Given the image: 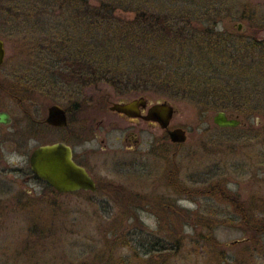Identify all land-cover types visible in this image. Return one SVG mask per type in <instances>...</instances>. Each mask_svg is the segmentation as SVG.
<instances>
[{"label":"rangeland","instance_id":"obj_1","mask_svg":"<svg viewBox=\"0 0 264 264\" xmlns=\"http://www.w3.org/2000/svg\"><path fill=\"white\" fill-rule=\"evenodd\" d=\"M208 1L204 6L209 4ZM17 3L14 0H0V38L4 39L6 49L0 76L4 72L6 81V74L13 69L19 75L35 72L34 51L37 50L31 49L34 43L40 49L39 52H44L48 50L47 45L54 41L53 36L57 39L71 32L70 26L67 28L63 25L65 20L58 13L57 5L43 8L37 3L30 7ZM211 5L219 20L216 29L240 33L247 43L254 33L258 39H264V19L261 21L263 27L259 29L245 16L240 18L241 11L251 15L252 19L263 17L264 0H211ZM11 8L14 14L9 15L8 10ZM118 15L123 17L127 12H118ZM249 57L253 58L252 53H249ZM242 69L249 71L252 68L245 65ZM15 92L11 90L12 95ZM109 92L112 101L120 97L113 92L112 86L100 82L96 87L88 85L80 91V98H94L99 93ZM146 93L143 94L150 101L161 98L154 92ZM134 94L130 92L123 96L130 98ZM178 95L181 96L167 100L175 106L168 125L171 129L174 126L183 128L187 135L183 142H171L161 129L138 120V127H134H143L144 130L138 132L142 142L133 151L125 149L124 142L112 141L110 150L101 155V159L103 156L106 158L100 161L98 170L111 176L116 183L107 190L111 197L103 189L94 193L73 192L55 203L44 201L40 196L44 187L22 171H26L29 165V149L37 142L42 143L41 139L45 140L46 137L28 139L27 155L11 151L8 141L0 139V206L7 208V213L0 214V264H90L92 253L104 249L114 240L116 247L111 256L114 261L119 258L118 255L131 258L135 250L140 256L130 260H135L136 264H149L152 260L158 264H264V235L253 236L241 224L242 220L234 214L232 207L202 193L210 180L222 178V183L244 201H255L259 197L264 202V135H240L243 130L248 131L252 129L251 126L258 125V114L253 108H249L247 113V110L242 109L238 117L246 123L241 126L243 128L240 125L219 127L211 120L216 110H202L194 102L195 99L191 100L182 93ZM251 100L250 106L263 101L259 93ZM38 101V109L43 111L50 100L46 96L40 97ZM2 102L6 104L11 117L15 118L18 109L12 97L5 95ZM82 106L81 103L80 109H83ZM12 127L13 124L0 127V133L3 135L5 131H11ZM173 180L180 184V188L196 190L188 195L182 192L175 194L170 188ZM17 193H20L18 200L15 196ZM143 194L149 199L141 205L140 196ZM161 201L170 203L164 205ZM173 206H179L181 213L178 216ZM34 211L39 219L46 217V214L56 218L52 226L50 220L53 217L46 221L49 227L41 233L48 238L46 245L38 250L31 247L35 238L28 234L30 222L27 221L31 220V212ZM251 213L249 211L252 217H262L257 210L254 212L253 209ZM168 215L176 217L170 220ZM185 216L201 219L202 225H194L191 220L184 222L181 217ZM205 223L209 226L206 227ZM179 228L184 233V243L179 245L173 241L174 245L177 244L175 253L155 252L152 256L143 253L141 241L159 243L160 236L179 231ZM59 231L62 233H57ZM201 232L214 235L218 242L215 252L209 251L203 238H197ZM102 240L108 241L104 244ZM26 241L31 246L23 250L20 247ZM120 241L121 245L117 244ZM122 241L126 244H122ZM119 245L124 247L119 248ZM106 254H102L104 257L99 260H105Z\"/></svg>","mask_w":264,"mask_h":264},{"label":"trees","instance_id":"obj_2","mask_svg":"<svg viewBox=\"0 0 264 264\" xmlns=\"http://www.w3.org/2000/svg\"><path fill=\"white\" fill-rule=\"evenodd\" d=\"M14 1L18 2V5L23 4L29 7L35 3L42 5L43 8L58 6V13L63 15L65 20L63 25L67 28L70 26L71 32L69 35L64 34L63 37L56 36L58 40L53 36L54 41L50 43L51 46L47 45L48 50L45 51H50L49 47H52L53 52L80 51L81 90L87 85L95 86L101 82L108 86L111 85L117 92H126L130 89L143 90L154 92L166 100L181 96L178 94L182 93L191 100L195 99L194 102L202 110H221L237 114L241 113L242 109L247 110L245 111L247 113L249 108H253L260 122L256 127L251 126L252 129L248 131L243 130L240 135L246 134L254 137H256L255 134L264 135V39H258L254 33L251 35V41L247 43L240 33L234 31L229 33L223 28L222 30L216 29L215 25L219 20L216 10L211 5V0L206 6L204 4L207 0H95L94 3L90 0ZM117 11L127 12V15L120 17ZM241 13L240 18L245 16L252 25L262 29L263 22L261 21L264 15L255 17L253 20L251 15ZM8 14H14L13 8L8 10ZM35 44L31 46V49L37 50L34 52L38 61L42 59L40 55L45 51L39 52L40 49ZM249 53H252L253 58L249 57ZM245 65L252 69L244 71L242 68ZM257 93L263 101L256 105H248ZM222 180V178L216 181L210 180L202 193L215 198L216 202L221 201L232 207L234 214L242 220L241 224L253 236L264 235L263 200L256 197L255 201H244L228 189ZM170 188L175 194L182 192L185 195L196 190L190 187L180 188L176 180L170 182ZM18 194L20 195V193L15 195L16 200H18ZM40 196L46 202L55 203L51 200L48 189H44ZM140 201L141 205L147 202L144 199ZM161 203L169 205L170 202L161 201ZM6 209L0 206V214L7 213ZM172 209L177 216L181 213L179 206H173ZM253 209L254 212L257 210L262 217L250 216L249 211L251 213ZM35 211L31 212V220L27 221L30 222L28 234L31 235L30 237L34 236L35 241L31 243L32 246L28 241L22 242L20 248L23 250L30 246L38 250L46 245L48 237L41 232L49 227L46 221L50 216L46 214V217L39 219ZM52 217H50L52 218L50 226L56 219L55 216ZM174 217L176 216L168 215L170 220ZM181 218L184 222L191 220L194 225L202 222L201 219H190L186 216ZM134 219H136L135 214ZM202 219L205 222L203 217ZM205 224L206 227L209 226ZM178 230L160 236L159 243L141 241L140 248L144 254H150V256L155 252L172 251L175 253L176 245L184 243V233L180 232V228ZM211 232L206 234L201 232L197 238H203L206 242L205 246H209V251L215 252L214 248L218 242ZM102 241L105 244L108 240ZM114 241H111L110 245L108 244L104 249L92 253L90 264H136L135 260L132 262L130 260L140 256L135 250L131 258H122L118 255L117 260L111 259L116 247ZM173 241L177 244L174 245ZM117 244L121 245V241ZM122 244H124L123 241ZM120 245L119 248L124 247ZM105 253H107L106 259L100 261L99 259L104 257L102 254ZM149 264L158 263L152 260Z\"/></svg>","mask_w":264,"mask_h":264},{"label":"flooded vegetation","instance_id":"obj_3","mask_svg":"<svg viewBox=\"0 0 264 264\" xmlns=\"http://www.w3.org/2000/svg\"><path fill=\"white\" fill-rule=\"evenodd\" d=\"M49 50L50 51H45L41 55L39 54L42 59H38V61L35 59V72L33 74L19 75L16 70L13 69L9 71V74H6L8 76L7 81L5 76H3L4 72L1 74L0 112H7L8 116L5 123L0 122V127L5 125L9 126L10 124H13V127L11 131H5L3 135L0 133V139L2 141H8L11 151L21 155H27L26 153L29 146L27 143L28 139L46 137L45 140L41 139L43 140L42 143L37 142V145L29 149L28 157L32 149L38 147L40 144L45 145L48 143L62 142L70 147L72 161L84 168L92 181L95 182V188L93 191L82 189L76 191L72 190L71 192H57L52 184L44 182L40 176L35 174L31 170L29 164L26 171L22 172L30 175L33 181L40 182L44 189H48L52 197L51 200L59 202L62 197L68 196L69 193L80 191L94 193L102 191L103 189L106 195L111 197L110 191L107 190L111 186H115L116 183L111 176L105 173L103 174V172L98 170L100 161L106 158V156H103L101 159V155L110 150V143L112 141L124 142L125 149L133 151V149L142 142V138L139 137L138 132H143L144 130L143 127L138 129L134 127H138V120L145 123V125L158 127L161 129L162 134L166 136L167 130L171 128H169V125L167 127L159 126L155 119L146 120L143 118L142 115H145L147 109L156 101H150L147 96L148 93L143 90L133 91L130 89V91L126 90V92H117L112 87L113 92L120 96L115 101H112L111 97H109L111 94L110 92L99 93L94 96V98H90L89 96L88 99L83 98V100H81L80 91H83L88 85L81 90L80 51L71 53L62 51L53 52L52 47H49ZM4 62L5 60L3 57L2 63ZM1 66L2 64H0V67ZM96 86L97 85L91 87ZM12 89L16 91L13 95L11 94ZM26 90L28 91L27 94H25ZM130 92L135 94L130 98L123 96ZM5 95L12 97L17 106L18 110L17 113H15V118L11 117V113L7 111L5 107L6 104L2 102ZM46 96L50 101L46 103L45 108L41 111L38 109V100L40 97L46 98ZM36 98H38V100H36ZM139 98L142 99L143 103L141 105L138 104L136 115H127L121 110H115L110 107L113 104H126L132 99L138 100ZM80 102L83 104L81 107L83 109H80ZM51 105H58L64 110V120L66 124L54 125L46 121L49 112L48 106ZM173 108H175V106ZM231 114L237 115L238 113ZM239 122H241L238 124L240 126L246 125L240 118ZM135 128L137 131H135ZM75 147L79 149L76 150ZM19 169L21 170V168ZM224 183L226 182L224 181ZM140 198L144 200L149 199V197L144 194L141 195Z\"/></svg>","mask_w":264,"mask_h":264},{"label":"water","instance_id":"obj_4","mask_svg":"<svg viewBox=\"0 0 264 264\" xmlns=\"http://www.w3.org/2000/svg\"><path fill=\"white\" fill-rule=\"evenodd\" d=\"M5 53L4 39L0 38V64L3 62ZM142 103V99L139 98L138 100L132 99L126 104H113L110 107L115 110H121L127 115H136L138 104L141 105ZM173 107L174 104H171L169 101L165 100V98L157 99L152 103V106L147 109L146 114L142 116L146 120L155 119L159 126L167 127L173 116ZM48 110L46 121L54 125L66 124L64 120V110L58 105L48 106ZM237 115L216 110L211 120L212 123L219 127H235L241 123ZM7 116V112H0V122L5 123L7 121ZM166 134L170 141L174 143H181L187 137L183 128L177 126L167 130ZM71 155L70 147L62 142L48 143L45 145L40 144L38 147L32 149L27 161L31 166V170L40 176L44 182L52 184L57 192H71L72 190L76 191L82 189L93 191L95 182L92 181L82 166L80 167L72 161Z\"/></svg>","mask_w":264,"mask_h":264}]
</instances>
